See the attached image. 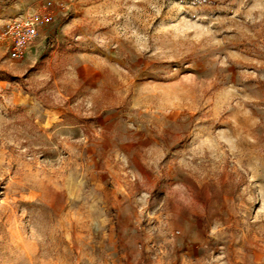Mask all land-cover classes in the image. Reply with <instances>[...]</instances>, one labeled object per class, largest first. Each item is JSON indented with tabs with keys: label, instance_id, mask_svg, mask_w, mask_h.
Segmentation results:
<instances>
[{
	"label": "rangeland",
	"instance_id": "1",
	"mask_svg": "<svg viewBox=\"0 0 264 264\" xmlns=\"http://www.w3.org/2000/svg\"><path fill=\"white\" fill-rule=\"evenodd\" d=\"M66 1L0 41V264H264V0Z\"/></svg>",
	"mask_w": 264,
	"mask_h": 264
},
{
	"label": "built area",
	"instance_id": "2",
	"mask_svg": "<svg viewBox=\"0 0 264 264\" xmlns=\"http://www.w3.org/2000/svg\"><path fill=\"white\" fill-rule=\"evenodd\" d=\"M68 11L66 0H43L6 22L0 31V41L6 44L10 58L23 59L39 39L42 29Z\"/></svg>",
	"mask_w": 264,
	"mask_h": 264
},
{
	"label": "crops",
	"instance_id": "3",
	"mask_svg": "<svg viewBox=\"0 0 264 264\" xmlns=\"http://www.w3.org/2000/svg\"><path fill=\"white\" fill-rule=\"evenodd\" d=\"M18 11L19 10H17V8L14 7V11L12 13L11 12L9 13V11H8V14H10V15L14 14L13 17H15L16 14L19 13ZM6 15H7V11H6L5 7L0 9V31L3 28V26L5 25V23L8 22L11 18H13V17L6 18Z\"/></svg>",
	"mask_w": 264,
	"mask_h": 264
},
{
	"label": "trees",
	"instance_id": "4",
	"mask_svg": "<svg viewBox=\"0 0 264 264\" xmlns=\"http://www.w3.org/2000/svg\"><path fill=\"white\" fill-rule=\"evenodd\" d=\"M52 45H54V40L52 38H49L47 40V49H49Z\"/></svg>",
	"mask_w": 264,
	"mask_h": 264
}]
</instances>
